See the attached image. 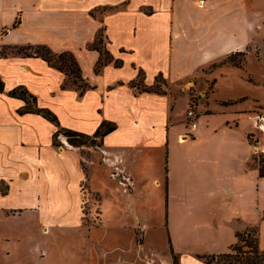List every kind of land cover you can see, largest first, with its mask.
Here are the masks:
<instances>
[{
    "label": "crops",
    "instance_id": "crops-1",
    "mask_svg": "<svg viewBox=\"0 0 264 264\" xmlns=\"http://www.w3.org/2000/svg\"><path fill=\"white\" fill-rule=\"evenodd\" d=\"M100 32L104 54L92 46ZM25 45L73 54L89 87L82 92L40 56L0 54V199L26 201L0 206V226L11 216L43 220L53 200L72 198L79 217L66 225L94 228L84 223V196L102 194L92 183L106 169L113 191L133 205L154 194L146 184L156 175L159 194L167 191L179 264H218L202 256L230 252L238 233L251 228L264 249V177L253 161L264 152V68L257 76L247 64L216 82L209 102L199 104L205 128L187 125L190 100L175 91L195 86L205 67L233 52L255 58L258 51L264 61V0H0V50ZM105 52L112 61L104 62ZM18 87L55 113L59 126L39 113H19L26 101L9 94ZM103 122L116 127L96 145L76 146L68 137L61 140L66 147L54 143L59 128L94 136ZM205 135L213 144L198 143ZM59 159L66 169L49 172ZM44 201L47 209L38 210ZM133 214L124 224L130 231L142 228ZM143 217L149 230L150 216ZM88 244L66 264H175L172 252L154 256L133 233L128 243L98 244L95 256ZM42 252L29 263L58 264L49 248Z\"/></svg>",
    "mask_w": 264,
    "mask_h": 264
},
{
    "label": "rangeland",
    "instance_id": "rangeland-1",
    "mask_svg": "<svg viewBox=\"0 0 264 264\" xmlns=\"http://www.w3.org/2000/svg\"><path fill=\"white\" fill-rule=\"evenodd\" d=\"M5 50L4 48L1 51ZM7 51V50H6ZM14 51V50H11ZM33 50H25L26 53H31ZM248 50L241 52H233L227 56L217 59L203 69L201 78H197L196 85L188 84V87L180 90H175L176 95H184L189 98L190 105H197V125L200 128H205L207 122L201 114L202 109L199 108V104L206 105L209 102V98L213 92L216 91V82L226 75H230L229 70L236 68H244L247 64L250 69L255 73L260 74V71L264 68V61L260 62L259 52H255V58L248 57ZM230 56V58H229ZM231 60V62L229 61ZM231 67V68H230ZM233 67V68H232ZM255 73L250 72L247 78L251 82H257L254 76ZM73 77H70V79ZM162 81V79L160 80ZM161 89H165L166 86L160 84ZM247 87H244L246 90ZM242 90V89H241ZM184 93V94H183ZM187 125L190 123L187 121ZM192 137L191 132H187ZM63 134V133H62ZM65 135V134H64ZM67 136L58 135L57 142L59 147H66L61 141ZM200 145H211L212 137L206 136L198 141ZM85 156L91 154L90 151L84 150ZM88 157V156H87ZM86 160L82 161L83 168L87 173L88 167ZM66 166L64 162L59 159L54 163L53 167L49 169V172L60 171V167ZM59 167V168H58ZM104 169L102 177L97 179V182L93 181L92 186L99 187L102 194L96 193V191L88 192V195L84 196L83 211H84V223L86 225L94 226V228L82 229L80 227L67 226L66 223H71L78 219V210L75 207V201L72 200H53L48 208L51 210L48 216L43 220L40 218L35 219L28 217L27 215L19 217H10L8 223L1 224L0 226V264H30L28 258L31 256L44 257L43 248H49L53 256H56L58 264H66L70 262L71 257L82 255L81 247L88 244L89 241V255H98L97 245H105L109 248L117 246V244L128 243L132 233L135 237L138 245L140 243L145 244V248L152 252L154 256L168 255L171 252L174 254L173 242L170 237V232L167 227L168 222V199L167 191L164 188L161 194L157 191V185L153 182V177L148 181L146 186L154 194L149 195L146 199L139 201L136 205L130 204L126 198H122L117 195L114 189V181L109 173ZM164 172V171H163ZM91 181V180H90ZM87 181V187H91V182ZM6 185H1V188L6 190ZM111 189V191H109ZM163 190V189H161ZM26 205V201L16 200L12 198L0 199V206L5 208L19 207L20 205ZM73 204V205H72ZM48 204L44 201L38 210L47 209ZM71 205L73 207H71ZM146 206V208H144ZM21 207V206H20ZM23 207V206H22ZM133 211L138 213V218L142 223V228L137 227L130 231L124 228L125 223L133 222L135 219ZM144 211L150 216L151 227L149 230L145 228L146 219L143 217ZM99 218L103 220V224L99 225ZM101 221V220H100ZM76 225V224H74ZM11 229L10 233H3V230ZM26 227L27 232L23 231L21 227ZM250 239L255 243L257 240V231L255 228L250 229ZM35 251V253H34ZM68 258V259H67Z\"/></svg>",
    "mask_w": 264,
    "mask_h": 264
},
{
    "label": "trees",
    "instance_id": "trees-1",
    "mask_svg": "<svg viewBox=\"0 0 264 264\" xmlns=\"http://www.w3.org/2000/svg\"><path fill=\"white\" fill-rule=\"evenodd\" d=\"M18 23V22H17ZM16 25V24H15ZM102 32L99 33V36L95 43L92 45L94 48H97L101 51V54H104L102 50ZM5 50L1 51V55H8L11 52L27 55H36L45 59L51 66L58 68L59 70L65 72L69 77V82L73 85L78 86L83 92L89 84L84 81L79 64L75 56L69 52L64 53H55L46 45H25L19 47H4ZM33 50L31 53H26L25 50ZM7 50V51H6ZM14 50V51H11ZM106 57L104 62L112 61L113 59L109 57L108 53L105 52ZM230 58V56H229ZM231 62V60L229 59ZM104 62H99L96 66V71H100ZM116 65H120L121 61L116 60ZM70 77H73L70 79ZM149 90H154V88H148ZM5 90L4 81L0 77V92ZM11 96H16L24 99L26 105L19 110V113L35 112L42 114L44 117L49 119L51 122L59 126V121L55 113L46 108H41L37 106V99L34 95L29 93L23 87H18L9 92ZM115 124L110 122H103L94 136H89L84 133H80L74 130L59 128L54 137V143L59 145L56 140V137L63 133L68 137V141L76 146L83 145H96V138L103 137L105 134L111 132L115 129ZM253 161L259 166V174L264 177V152L257 153L253 156ZM256 229V228H255ZM257 231V240L254 243L250 239V230L244 233H238L239 241L231 247L230 252L222 254H213V255H203L202 257L209 263L217 262L218 264H264V249L260 248L259 245V235ZM174 263L179 264V256L173 254Z\"/></svg>",
    "mask_w": 264,
    "mask_h": 264
},
{
    "label": "built area",
    "instance_id": "built-area-1",
    "mask_svg": "<svg viewBox=\"0 0 264 264\" xmlns=\"http://www.w3.org/2000/svg\"><path fill=\"white\" fill-rule=\"evenodd\" d=\"M197 105L194 104V106L189 105L187 116H188V122L190 123L192 128H197V112H196ZM188 136H185L184 139H186Z\"/></svg>",
    "mask_w": 264,
    "mask_h": 264
}]
</instances>
